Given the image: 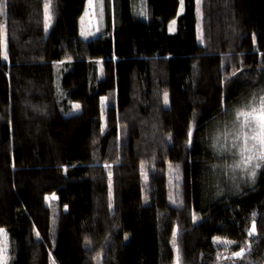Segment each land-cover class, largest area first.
Wrapping results in <instances>:
<instances>
[{"label":"trees","instance_id":"obj_1","mask_svg":"<svg viewBox=\"0 0 264 264\" xmlns=\"http://www.w3.org/2000/svg\"><path fill=\"white\" fill-rule=\"evenodd\" d=\"M197 1L105 0L102 31L86 40L87 0H6V264H264V165L254 178L230 168L225 121L264 100V0H228L234 12L204 47ZM229 50L244 66L225 76Z\"/></svg>","mask_w":264,"mask_h":264},{"label":"rangeland","instance_id":"obj_2","mask_svg":"<svg viewBox=\"0 0 264 264\" xmlns=\"http://www.w3.org/2000/svg\"><path fill=\"white\" fill-rule=\"evenodd\" d=\"M230 4L231 2L228 0H198L197 1V32H198L197 36L200 45L204 47V45L208 44L211 38H214V32L217 33L221 32L220 22L224 19H228L227 13L231 14V12H234ZM47 5H50V7L47 9L46 12L47 14L51 15V23H50L51 25L54 19L52 14L53 4L49 2L47 3ZM104 6H105V0H87L84 11L82 12L79 18V22L81 26L80 27L81 37H83L86 40H89L101 33L103 28L101 18L104 11ZM13 33H14L13 31H10L9 28H7V25L6 27H3L2 31L0 27V59L1 58L4 59V55H3L5 51L4 44L6 43V51H7L9 40L10 38L14 37ZM228 46L230 47V45ZM233 51L234 50H229L227 51V53L222 54L224 56L222 63H223V70L225 76H228L231 68L232 71L230 72V75H236L239 73L238 72L239 69L242 66H244V58L242 56L244 52H238V54H233L234 53ZM134 82H135V78H134ZM157 85H161V83ZM133 86L135 90V84H133ZM159 88L160 91H158L156 94L159 95V99L161 100V102L164 103L163 93L167 91L168 97L170 98V92L167 88L163 86H160ZM259 107L260 106L256 107L255 104L247 105L246 107H242L236 110L233 113V118L225 120L228 127V134H231L230 136H227L228 146L236 150V155H235L236 158L232 159V161L229 163V166L231 169H235L238 172H248L251 174V172L253 171V165L255 163L259 162L261 163L262 166L264 165V161H256V160L252 162V165H245L243 161L247 153H244L242 155L240 149L242 141L237 139V136L240 135L241 132L249 133V129L247 127H244L243 129L241 128V125L243 124L245 118L238 117L237 113L240 111H250L252 108H259ZM193 132H194V128L192 129V135ZM221 134L222 133L220 134L216 133L213 138L215 141L219 143V145L224 141V138L222 137ZM249 146H251V144H249ZM12 150L14 156L17 158L20 154V148L13 147ZM146 154L147 152L145 151V149L144 150L142 149V151H140L139 156H145ZM255 170H259V169H255ZM0 229H3L4 233H6V236L4 233H0V257L4 258V259H0V264H4L7 256L6 254L7 247L5 245H7L6 242L9 239H8V233L5 230V228L0 227Z\"/></svg>","mask_w":264,"mask_h":264},{"label":"snow or ice","instance_id":"obj_3","mask_svg":"<svg viewBox=\"0 0 264 264\" xmlns=\"http://www.w3.org/2000/svg\"><path fill=\"white\" fill-rule=\"evenodd\" d=\"M183 3V0H181V4ZM6 4V0H0V13H3L4 7ZM46 10L50 7V5H46ZM51 23V15L47 14L46 12V23L45 28H47ZM175 30V21L172 22V26L170 27V31ZM5 51L3 53L4 59H7V51H6V43L4 44ZM163 101L164 104L167 105L169 102V97L167 91L163 93ZM74 109H79L80 105L75 104ZM238 117H244L243 124L241 125V128L247 127L249 129V133H243L241 132L240 135L237 136V139L242 141V144L240 146L242 155L244 153H247V155L244 157V164L245 165H252V162L254 160L256 161H264V100H262L261 105L259 108H252L250 111H240L237 113ZM189 143H191V136L192 132L189 131ZM251 144V146H249ZM258 146V147H257ZM261 163L257 162L253 165V171L251 172L252 177L254 178L256 175L255 169L261 168ZM110 167V166H108ZM109 185H111V172H109ZM145 179L147 177L145 176ZM177 180H179V177L177 176ZM56 197L53 194L52 197H46L48 200H54ZM196 217L194 216V219ZM256 232V225L255 222H253L250 230L249 235H254ZM0 233H4L3 229H0ZM6 236V233H4ZM219 242V240H218ZM175 244V241H173ZM245 252V249H241L239 252L234 253V256L236 257H242ZM0 259H4L0 257ZM6 264V260H5ZM177 264H180V258L177 257Z\"/></svg>","mask_w":264,"mask_h":264}]
</instances>
